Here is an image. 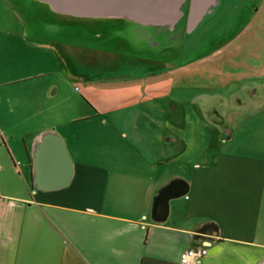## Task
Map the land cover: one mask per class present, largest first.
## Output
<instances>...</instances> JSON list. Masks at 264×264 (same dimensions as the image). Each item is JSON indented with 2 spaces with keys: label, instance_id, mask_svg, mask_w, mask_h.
Masks as SVG:
<instances>
[{
  "label": "crops",
  "instance_id": "crops-1",
  "mask_svg": "<svg viewBox=\"0 0 264 264\" xmlns=\"http://www.w3.org/2000/svg\"><path fill=\"white\" fill-rule=\"evenodd\" d=\"M32 8L0 34V264H181L187 247L264 264V61L225 68L224 132L184 103L193 58L162 57L169 29Z\"/></svg>",
  "mask_w": 264,
  "mask_h": 264
},
{
  "label": "rangeland",
  "instance_id": "rangeland-1",
  "mask_svg": "<svg viewBox=\"0 0 264 264\" xmlns=\"http://www.w3.org/2000/svg\"><path fill=\"white\" fill-rule=\"evenodd\" d=\"M30 1L33 4L26 3L25 0H0V34L5 32L11 37L12 33L20 34L22 27L25 32L28 27L24 22V14L31 12L30 8L33 5H40L53 11L42 1ZM185 9L174 24L161 26L173 34L169 35L172 39L164 44L162 57L173 64L193 58L178 72V76L184 80V87L180 89V93L185 97L184 103L188 98L193 100L198 107L201 120L215 123L218 129L226 132L225 128L228 127L224 124V118L228 105L225 101L224 70L231 61L253 62L257 59L264 61V53L261 52V45L264 43V0H217L210 10L203 14L195 27L186 33H184ZM56 15L66 19L75 17L69 14ZM233 34L234 38L223 44ZM217 46V49L211 51ZM34 50L38 51L36 61L44 66L55 67L61 57L58 53L54 56L51 49L43 46ZM205 52L208 53L202 56L201 54ZM200 55L202 57H199ZM61 75L55 69L50 77L56 78Z\"/></svg>",
  "mask_w": 264,
  "mask_h": 264
},
{
  "label": "water",
  "instance_id": "water-1",
  "mask_svg": "<svg viewBox=\"0 0 264 264\" xmlns=\"http://www.w3.org/2000/svg\"><path fill=\"white\" fill-rule=\"evenodd\" d=\"M55 12L76 17H126L151 25L174 24L184 13V33L195 27L216 0H39Z\"/></svg>",
  "mask_w": 264,
  "mask_h": 264
},
{
  "label": "built area",
  "instance_id": "built-area-1",
  "mask_svg": "<svg viewBox=\"0 0 264 264\" xmlns=\"http://www.w3.org/2000/svg\"><path fill=\"white\" fill-rule=\"evenodd\" d=\"M205 252L204 247H187L179 252L178 260L181 264H191L197 261Z\"/></svg>",
  "mask_w": 264,
  "mask_h": 264
},
{
  "label": "trees",
  "instance_id": "trees-1",
  "mask_svg": "<svg viewBox=\"0 0 264 264\" xmlns=\"http://www.w3.org/2000/svg\"><path fill=\"white\" fill-rule=\"evenodd\" d=\"M183 9H185V4L182 6Z\"/></svg>",
  "mask_w": 264,
  "mask_h": 264
}]
</instances>
